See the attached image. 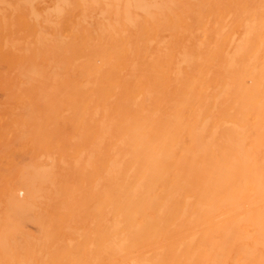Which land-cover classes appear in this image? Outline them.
Wrapping results in <instances>:
<instances>
[{"label": "bare ground", "instance_id": "bare-ground-1", "mask_svg": "<svg viewBox=\"0 0 264 264\" xmlns=\"http://www.w3.org/2000/svg\"><path fill=\"white\" fill-rule=\"evenodd\" d=\"M0 61V264H264V0H0Z\"/></svg>", "mask_w": 264, "mask_h": 264}, {"label": "rangeland", "instance_id": "rangeland-1", "mask_svg": "<svg viewBox=\"0 0 264 264\" xmlns=\"http://www.w3.org/2000/svg\"><path fill=\"white\" fill-rule=\"evenodd\" d=\"M0 67L1 66H4V63H1V61H0ZM2 99V100H1ZM4 99V95H3V91L0 89V103L2 102V101H4L3 100ZM28 123H30V121L28 122ZM49 129H51V127L49 128ZM47 131H48V129H47ZM49 131H50V133H49ZM48 131V135H50V137H48V141H49V139L51 140V141H49V144L51 145V144H56L54 141V137H53V134H52V131L51 130H49ZM22 132H23V130H22ZM25 132V131H24ZM24 132L23 133H21L20 134V136H15L14 135V137H13V135H11V141L13 140V139H15V141L13 140L11 143H10V145L9 146H11V147H9L8 146V149L10 150V151H7V149L5 150L4 149V151H3V149H0V151L2 152H0V179H1V177L3 176V174L4 175H9V174H13V173H15V172H20V173H22L24 170L26 171V166L30 163L29 161H31V156H32V154H31V150L29 151V143L27 142V145H23L24 147H21L22 146V144L23 143H26L25 142V140H26V136H23V135H27L26 134V132H25V134H24ZM10 132H6V134H9ZM47 134V133H46ZM22 135V136H21ZM47 135V136H48ZM13 137V138H12ZM22 137H23V139H24V141H21L22 140ZM24 137H26V138H24ZM52 137V138H51ZM21 142H20V141ZM16 142V143H15ZM19 142H20V144H19ZM50 142H52V143H50ZM15 143V144H14ZM13 144L15 145V146H13ZM19 145H20V147H19ZM26 147V148H25ZM14 148H16V150L14 149ZM20 148V149H19ZM21 149H22V151H21ZM26 149H28V151L26 150ZM23 150L24 151H27V152H25L24 154H22L23 153ZM15 151H17V152H15ZM7 152H9V153H7ZM4 153V154H3ZM30 154V156H28L29 154ZM9 155V156H8ZM6 157V159L8 158V160H6L5 159V157ZM25 156H27L28 157V159H27V157L25 158ZM15 157H16V159H15ZM11 158V159H10ZM3 160V162L1 163V161ZM5 160V161H4ZM13 161V163H11L12 161ZM19 161V162H18ZM25 161V162H24ZM21 162V165L19 164ZM17 164V165H16ZM19 164V165H18ZM13 165V166H12ZM14 167V168H13ZM22 167V168H21ZM23 167L25 168L24 170H23ZM11 168H13V170H14V172H12L13 170L11 169ZM17 168H21L20 170L18 169V171H17ZM3 170V171H2ZM12 170V171H11ZM2 171V172H1ZM10 171H11V173H10ZM24 171V172H25ZM4 177V176H3ZM19 195V197H22L21 196V193H19L18 194ZM29 226V229L30 230H34V226L33 225H28ZM34 227V228H33Z\"/></svg>", "mask_w": 264, "mask_h": 264}]
</instances>
